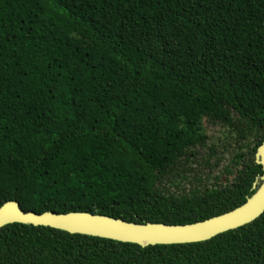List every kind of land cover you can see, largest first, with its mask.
<instances>
[{
	"label": "trees",
	"instance_id": "16d2710c",
	"mask_svg": "<svg viewBox=\"0 0 264 264\" xmlns=\"http://www.w3.org/2000/svg\"><path fill=\"white\" fill-rule=\"evenodd\" d=\"M205 119L243 149L225 183L173 194ZM263 141L264 0H0V205L194 223L251 197ZM0 264H264V212L144 247L10 223Z\"/></svg>",
	"mask_w": 264,
	"mask_h": 264
},
{
	"label": "water",
	"instance_id": "95a60500",
	"mask_svg": "<svg viewBox=\"0 0 264 264\" xmlns=\"http://www.w3.org/2000/svg\"><path fill=\"white\" fill-rule=\"evenodd\" d=\"M262 174L255 192L243 204L224 213L188 224L135 223L83 211L57 213L24 211L10 200L0 205V228L10 223L48 226L69 233L97 236L141 246L192 243L252 222L264 212V141L255 153ZM256 187V183L253 184Z\"/></svg>",
	"mask_w": 264,
	"mask_h": 264
},
{
	"label": "rangeland",
	"instance_id": "374dc122",
	"mask_svg": "<svg viewBox=\"0 0 264 264\" xmlns=\"http://www.w3.org/2000/svg\"><path fill=\"white\" fill-rule=\"evenodd\" d=\"M206 140L193 148L187 159L164 178L165 188L176 195L197 188H211L217 182L225 183V167L230 159L242 151L245 142L230 126L203 120Z\"/></svg>",
	"mask_w": 264,
	"mask_h": 264
}]
</instances>
